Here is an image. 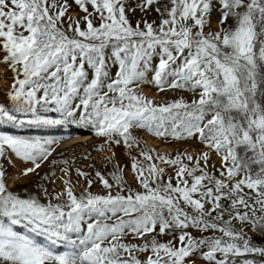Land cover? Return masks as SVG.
I'll use <instances>...</instances> for the list:
<instances>
[{"label":"snow or ice","instance_id":"obj_1","mask_svg":"<svg viewBox=\"0 0 264 264\" xmlns=\"http://www.w3.org/2000/svg\"><path fill=\"white\" fill-rule=\"evenodd\" d=\"M0 65V127L90 126L135 182L77 169V192L64 168L45 203L0 162V264H264V0H0ZM59 143L0 132V161L40 176Z\"/></svg>","mask_w":264,"mask_h":264},{"label":"rangeland","instance_id":"obj_2","mask_svg":"<svg viewBox=\"0 0 264 264\" xmlns=\"http://www.w3.org/2000/svg\"><path fill=\"white\" fill-rule=\"evenodd\" d=\"M82 15V14H81ZM215 26V25H213ZM12 73L8 71L3 65H0V104H5L7 107L12 106V102L9 98L11 93L12 84ZM143 91L145 95L157 100L158 102H164V99L174 98L171 93H158L155 88L151 85L143 86ZM52 118H58L56 113H48ZM0 132H4L10 135H22V136H41V137H54L60 138V143L56 147V151L53 156L50 157L51 160L57 161L55 165L46 162L41 169H39L40 176L35 173L30 174L25 177L21 173L25 167H30L31 165H25L20 161H15V167L9 165L7 161H0L4 163L6 169V181L8 187L13 192H18L20 195L24 196L27 194L38 195L42 202H47L44 200L43 193L38 189L37 185H43L47 187L53 195L56 192L63 190L64 184L63 180L68 179L61 169L67 168L71 174V181L76 187L77 192H80L87 185L83 178L77 176L76 170L79 169L85 173H89L91 178L96 182L90 189L96 193H102L104 190L100 185L98 178L95 176V172L99 170L111 181L109 173L113 171L114 164L119 163L125 168V175L127 179L135 187V182L133 181L131 169H130V159L126 155V151L123 146L115 148L116 158L113 161H109L107 157L110 155L107 151H97L98 148L104 143L103 139L97 137L94 130L90 126H82L76 124H63L55 127H43V128H12L10 126L0 127ZM141 140V146H146L150 149H156L159 153L173 154L177 148H186V144H176V143H165L162 140L151 137L142 130H137L135 133ZM82 138H89L88 141L81 144L72 145L70 143L75 140ZM152 141L153 144H149ZM155 145L161 146L162 150ZM87 157V158H86ZM69 161L68 164L62 163V161ZM213 160L218 163V158L215 156ZM94 165L95 167H92ZM55 173L52 179L55 183L51 181L41 180V177L45 174Z\"/></svg>","mask_w":264,"mask_h":264},{"label":"bare ground","instance_id":"obj_3","mask_svg":"<svg viewBox=\"0 0 264 264\" xmlns=\"http://www.w3.org/2000/svg\"><path fill=\"white\" fill-rule=\"evenodd\" d=\"M88 140H89V138H82V139H79V140H75L74 142H72L70 144H72V145L81 144V143H85ZM149 144H153V142L149 141ZM155 147H158V149L160 148L161 150L163 149V148H161V146H158V145H155Z\"/></svg>","mask_w":264,"mask_h":264}]
</instances>
